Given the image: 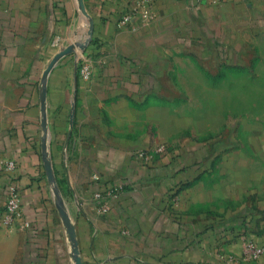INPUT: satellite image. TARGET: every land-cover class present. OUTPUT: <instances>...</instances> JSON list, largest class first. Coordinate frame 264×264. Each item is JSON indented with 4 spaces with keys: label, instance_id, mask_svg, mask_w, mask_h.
Listing matches in <instances>:
<instances>
[{
    "label": "crops",
    "instance_id": "obj_1",
    "mask_svg": "<svg viewBox=\"0 0 264 264\" xmlns=\"http://www.w3.org/2000/svg\"><path fill=\"white\" fill-rule=\"evenodd\" d=\"M82 1L86 16L73 0H0V161L15 162L0 172V219L8 182L23 209L10 230L0 220V264H74L75 249L81 264H264L239 261L245 240L264 249V203L202 210L214 151L172 141L154 153L170 77L244 63L264 42V0H155L153 21L126 27L135 0ZM69 45L91 56L89 81ZM56 184L73 193L71 222L54 211ZM117 186L101 212L93 194Z\"/></svg>",
    "mask_w": 264,
    "mask_h": 264
},
{
    "label": "rangeland",
    "instance_id": "obj_2",
    "mask_svg": "<svg viewBox=\"0 0 264 264\" xmlns=\"http://www.w3.org/2000/svg\"><path fill=\"white\" fill-rule=\"evenodd\" d=\"M69 47L75 62L78 49ZM229 67L201 62L196 69L189 62L178 69L169 79L168 112L159 123V134L168 137L165 148L172 141H192L214 151L202 174V181L212 188L203 195L208 199L213 193L214 203L202 210L217 216L238 213L245 204L264 203V42L249 47L244 63ZM53 190L62 200L61 207L51 202L54 211L65 212L71 222L77 207L73 193L57 184Z\"/></svg>",
    "mask_w": 264,
    "mask_h": 264
},
{
    "label": "built area",
    "instance_id": "obj_3",
    "mask_svg": "<svg viewBox=\"0 0 264 264\" xmlns=\"http://www.w3.org/2000/svg\"><path fill=\"white\" fill-rule=\"evenodd\" d=\"M155 0H135L132 6H129L122 13L118 20L119 27L128 26L133 17L141 15L146 24L153 21V6ZM75 67L78 75L84 80L89 81L92 77L93 62L91 56L84 51H79L75 56ZM165 150L164 146H157L154 153H162ZM138 158L149 160L151 154L147 151H138ZM15 169V162L11 159L0 161V172L11 173ZM122 190V186L107 188L104 191H99L93 194V198L99 202V210L105 212L107 209V199L116 196ZM23 209L19 192L12 182H8L5 187L4 202L1 213V224L7 230L15 227L22 218ZM264 255V249L252 240H245L243 243L242 253L239 258L241 262H254L259 260Z\"/></svg>",
    "mask_w": 264,
    "mask_h": 264
},
{
    "label": "water",
    "instance_id": "obj_4",
    "mask_svg": "<svg viewBox=\"0 0 264 264\" xmlns=\"http://www.w3.org/2000/svg\"><path fill=\"white\" fill-rule=\"evenodd\" d=\"M77 6H78V9H79L80 13L82 15L86 16V12H85L84 5H83V1L82 0H77ZM90 37H91V31H89V38ZM83 49H84L83 46H80L79 47V51H84ZM65 52H70L71 53L70 47H68ZM74 252L76 254L75 257H74V264H81V261H80V258L78 256L77 250L75 249Z\"/></svg>",
    "mask_w": 264,
    "mask_h": 264
},
{
    "label": "trees",
    "instance_id": "obj_5",
    "mask_svg": "<svg viewBox=\"0 0 264 264\" xmlns=\"http://www.w3.org/2000/svg\"><path fill=\"white\" fill-rule=\"evenodd\" d=\"M187 185L188 184L184 186H187ZM240 220H242V218ZM251 222H252V219H249V220L244 219V222H243L244 225L242 228H240L241 230L240 229L238 230L237 234H243L249 228V225H251Z\"/></svg>",
    "mask_w": 264,
    "mask_h": 264
}]
</instances>
